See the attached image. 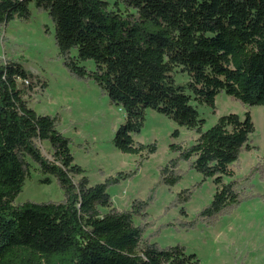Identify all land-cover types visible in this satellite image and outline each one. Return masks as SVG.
<instances>
[{"label":"trees","instance_id":"16d2710c","mask_svg":"<svg viewBox=\"0 0 264 264\" xmlns=\"http://www.w3.org/2000/svg\"><path fill=\"white\" fill-rule=\"evenodd\" d=\"M31 4L52 21L58 56L69 73L92 80L124 112L112 140L118 151L138 155L137 168L156 152L155 142L134 139L151 108L197 134L189 146L170 145L178 154L161 166L158 184L178 183L180 163L186 162L215 184L212 200L196 217L213 224L239 203L247 178L235 177L232 165L254 147L250 113L221 115L204 129L198 107L215 113L216 96L225 93L264 108V0H0V27L29 19ZM86 61L93 67L81 63ZM178 72L187 79L178 82ZM38 84L18 59L0 58V264L198 263L183 245L153 242L156 230L136 251L127 249L147 229L143 221L155 194L103 215L99 203L108 199V188L137 168L91 184L73 155L58 150L73 142L59 131L58 116L29 105L27 96ZM171 135L178 137L179 130ZM43 142L54 151L50 157L41 150ZM34 168L40 183L56 181L62 199L15 204ZM193 190L178 192L173 204L188 202ZM179 213L186 215L184 206ZM131 217L141 223L131 224Z\"/></svg>","mask_w":264,"mask_h":264},{"label":"rangeland","instance_id":"374dc122","mask_svg":"<svg viewBox=\"0 0 264 264\" xmlns=\"http://www.w3.org/2000/svg\"><path fill=\"white\" fill-rule=\"evenodd\" d=\"M30 8L29 19H14L0 27V58L18 59L39 80L35 90L27 96L29 105L38 113L58 116L59 131L73 140L72 144L59 146L58 150L73 155L74 162L84 169L91 184L103 182L120 171H135L139 156L118 151L112 141L124 120V112L111 103L92 80L78 79L69 73L58 56L52 21L33 4ZM81 63L93 67L92 61ZM186 79V74L176 73L178 82ZM215 102V113L206 105L198 107L205 118L204 129L221 115L236 113L243 117L246 111L254 124L249 137V144L254 147L242 151L232 165L235 177L247 178L241 200L210 224L196 216L212 200L215 184L211 178L202 180L200 173L181 162L179 168L183 176L178 183L174 186L158 184L161 166L178 154L170 145L189 146L197 134L147 108L143 126L134 139L141 144L155 142L156 152L147 156L131 178L109 187L108 199L99 203L103 215H109L113 211L128 210L136 198L144 200L152 191L155 194L147 210L148 217L143 221L148 224L147 229L126 243L128 250L136 251L141 241L156 230L153 242L160 246L183 245L186 253L195 254L198 260L192 264H264V108L241 104L225 93H219ZM176 128L179 135L172 137ZM41 150L48 157L54 152L49 142H43ZM257 164L259 169L252 172ZM41 177L32 169L15 204L63 198L55 180L42 184ZM192 187L191 199L175 206L177 193ZM181 206L185 207L186 215L179 213ZM130 223L137 225L141 220L131 217Z\"/></svg>","mask_w":264,"mask_h":264}]
</instances>
